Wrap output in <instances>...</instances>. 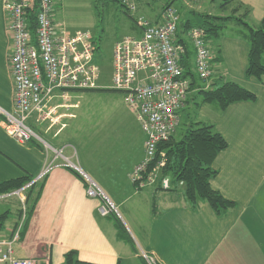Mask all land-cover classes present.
Returning a JSON list of instances; mask_svg holds the SVG:
<instances>
[{
    "label": "crops",
    "instance_id": "0c3cea01",
    "mask_svg": "<svg viewBox=\"0 0 264 264\" xmlns=\"http://www.w3.org/2000/svg\"><path fill=\"white\" fill-rule=\"evenodd\" d=\"M239 1L250 8L245 20L258 27L264 0ZM214 2L208 10L222 15L236 3L223 10L221 4L216 9ZM243 13L244 9L237 12ZM213 43L218 44L220 59ZM209 44L214 82L229 79L256 94L255 100L233 102L223 111L202 105L189 112H194L195 120L214 123L227 140L228 146L214 159L218 172L211 185L236 206L220 216L205 200L193 208L180 191L156 186L136 189L131 174L144 158L146 140L140 123L126 108L128 130H70L66 119L75 118L76 112L69 109L81 105V96L70 94L67 104L75 108L61 105L50 119L39 120L36 114L30 118L35 131L43 134L42 146L10 135L0 112V182L32 175L40 190L16 245L18 257L62 264L65 253L76 250L80 260L98 264L148 263L142 252L153 255L159 264H264V77L247 76L250 46L235 21ZM10 46L4 0H0V109L8 111L13 110L14 95ZM63 103L54 98L49 105ZM190 106L187 102L184 110ZM53 148L62 149L65 158H55ZM86 176L113 201L132 242L120 236L110 216L100 214L101 200L88 196Z\"/></svg>",
    "mask_w": 264,
    "mask_h": 264
},
{
    "label": "built area",
    "instance_id": "2783aa9c",
    "mask_svg": "<svg viewBox=\"0 0 264 264\" xmlns=\"http://www.w3.org/2000/svg\"><path fill=\"white\" fill-rule=\"evenodd\" d=\"M58 1L4 0L11 36L9 60L14 95L13 110L0 109V112L8 133L21 142L44 143L30 124L33 115L39 120L50 119L58 106L76 107L67 104L71 92L99 88L97 42L89 30L71 32L65 24L56 22ZM121 1L131 11H136L134 2ZM181 1L190 5L197 0ZM34 11L33 33L31 16ZM179 21L180 13L174 4L166 6L156 21L138 16L135 19L138 32L122 37L113 47L110 87L123 93L125 105L146 134L144 158L131 174L136 189L160 186L168 190L172 187L170 176L161 174L164 158L150 166L155 162L158 144L168 140L180 126L192 92V80L185 75L183 65L187 46L177 36ZM186 39L194 49L192 69L199 79V87L211 88L214 83L213 52L205 29L190 28ZM54 98H61L64 103L52 107L49 102ZM62 151L53 148L55 158H65ZM48 169L46 167L44 173ZM85 178L88 196L101 200L100 214L116 213L117 207L102 188L91 178ZM28 186L0 195L3 198L14 193L23 194L20 197L22 216L9 232L0 234V264H43L40 258H21L16 254L27 219L25 189ZM142 254L148 264H159L153 255Z\"/></svg>",
    "mask_w": 264,
    "mask_h": 264
},
{
    "label": "trees",
    "instance_id": "16d2710c",
    "mask_svg": "<svg viewBox=\"0 0 264 264\" xmlns=\"http://www.w3.org/2000/svg\"><path fill=\"white\" fill-rule=\"evenodd\" d=\"M122 3L121 0H116ZM175 0H169L164 7L173 5ZM236 1V6L232 8L227 15L215 14L213 12L200 11L187 6L184 7V13H181L178 25V39L187 46V52L184 55L183 65L185 75L191 77L192 93L188 99L193 108H199L202 105H210L216 111L225 110L231 103L243 100H255L256 94L242 86L241 84L225 79L220 82H214L211 88H200L197 74L193 71L192 58L194 49L188 43L186 34L190 28L200 26L206 31L208 42H215L228 27L229 23L235 21L243 27V34L249 42L248 65L246 74L248 77L262 79L264 77V16L258 27H253L245 17L249 14L250 8L244 6L239 0H224L221 3V9L226 10ZM240 9H244L243 14H237ZM31 21L32 31L35 32V11ZM134 19V18H133ZM138 29L136 28V33ZM212 48L216 49V58L220 59V49L218 44L213 43ZM99 46L97 44V50ZM188 128L180 139H176L173 134L168 140L158 144L155 162L165 159V165L161 168L162 176H170L172 187L169 190H176L183 193L187 201L193 208L198 206L201 200L207 201L217 215H225L236 206V202L222 195L211 185V178L217 174L213 167V162L220 151L228 146L225 137L216 129L214 123L209 121L195 120L190 115ZM37 145L39 142L33 140ZM32 175L11 178L0 182V195L23 188L25 189L27 218L34 209L35 203L39 197L40 190L38 182L33 181ZM158 189H162L157 186ZM11 209H7L0 214V231L5 229V222L9 218ZM22 207L18 209V217L22 216ZM118 228V233L122 238L132 242L128 232L115 214H110ZM27 220V219H26ZM26 222V221H25ZM62 264H98L94 262L80 260L76 250H69L65 253ZM148 264V263H145Z\"/></svg>",
    "mask_w": 264,
    "mask_h": 264
},
{
    "label": "rangeland",
    "instance_id": "374dc122",
    "mask_svg": "<svg viewBox=\"0 0 264 264\" xmlns=\"http://www.w3.org/2000/svg\"><path fill=\"white\" fill-rule=\"evenodd\" d=\"M137 6L136 11L122 5L116 0H59L56 5V22L65 24L71 32L78 30H89L94 36L99 49L97 50V61L100 65L99 88L71 92L79 95L81 105L79 108L69 109L76 112V117L66 119L70 130H128L127 115L124 103V95L121 91L114 90L112 85V53L115 43L126 35H135L138 16L155 21L165 8L169 0H129ZM215 1V2H214ZM197 0L188 5L181 0H175L180 16L184 13V7L200 11L212 12L210 4L213 2L218 6L224 0ZM200 4H204L202 8ZM236 6V3L233 4ZM204 9V10H203ZM134 18V19H133ZM76 101V100H74ZM126 106V107H125ZM193 106L186 108L182 113V121L175 133V138L180 139L190 123L189 115H193ZM129 114V113H128ZM196 118V117H195ZM43 137V134H41ZM45 136V135H44ZM47 140V137L45 138ZM23 194H10L0 198V214L11 209L5 227L9 228L15 221H19L17 215L21 207Z\"/></svg>",
    "mask_w": 264,
    "mask_h": 264
}]
</instances>
